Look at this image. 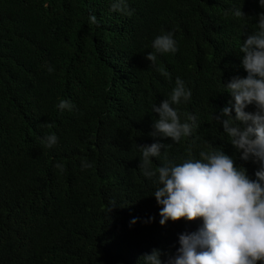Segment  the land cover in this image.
I'll list each match as a JSON object with an SVG mask.
<instances>
[{
	"label": "trees",
	"instance_id": "trees-1",
	"mask_svg": "<svg viewBox=\"0 0 264 264\" xmlns=\"http://www.w3.org/2000/svg\"><path fill=\"white\" fill-rule=\"evenodd\" d=\"M112 3L0 0V264H138L153 248L174 253L178 235L202 220L160 224L138 145L171 144L168 158L180 164L193 141L196 157L213 144L254 177L257 166L239 159L212 114L231 99L223 83L247 75L240 47L258 30L259 0H127L131 17ZM238 7L245 17L229 11ZM167 32L178 51L157 54L153 66L146 55ZM177 76L192 96L174 107L199 124L180 143L149 135L153 105ZM61 100L74 109L60 110ZM53 133L58 143L46 148ZM82 160L92 167L82 170Z\"/></svg>",
	"mask_w": 264,
	"mask_h": 264
},
{
	"label": "clouds",
	"instance_id": "clouds-1",
	"mask_svg": "<svg viewBox=\"0 0 264 264\" xmlns=\"http://www.w3.org/2000/svg\"><path fill=\"white\" fill-rule=\"evenodd\" d=\"M259 5L264 8V0H259ZM111 11L128 17L134 13L127 0H113ZM229 11L237 18L245 17L242 7ZM88 22L100 24L95 14L89 16ZM257 25L258 30L247 34L240 47L241 66L247 75L234 76L223 83L231 99L227 106L212 114L229 138L228 143L240 154L239 159L257 166L254 177L248 175L247 168L236 164L234 156L213 144L196 157L193 141L186 149L187 158L180 164L168 158L165 149L171 144L157 140L150 145H138L142 154L139 170L145 177L154 178L152 195L161 206L160 224L164 226L169 220H202L196 231L178 235L179 247L174 253L153 248L140 257L138 264H264V12L258 14ZM152 48L154 51L148 52L146 59L153 66L157 54L178 51L172 32L156 36ZM52 71L54 67L49 66L48 72ZM156 71L170 78L165 68L158 66ZM191 96V89L177 76L168 97L153 105L152 111L158 118L153 121L149 135L170 138L174 143L191 137L199 128L197 116L185 114L182 121L178 107H174L187 103ZM250 106L254 110H247ZM57 107L72 111L75 106L69 100H61ZM41 143L52 148L58 137L55 133L46 135ZM162 150H165L163 162L153 169L152 158H160ZM81 165L82 170L92 167L87 160H82ZM55 167L64 171L62 164ZM115 205L112 204L110 211Z\"/></svg>",
	"mask_w": 264,
	"mask_h": 264
}]
</instances>
